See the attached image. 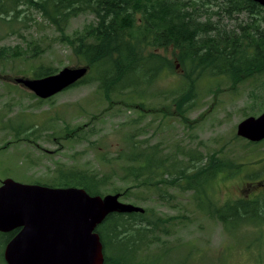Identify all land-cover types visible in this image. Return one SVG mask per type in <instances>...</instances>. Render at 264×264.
Returning <instances> with one entry per match:
<instances>
[{
	"label": "trees",
	"instance_id": "trees-1",
	"mask_svg": "<svg viewBox=\"0 0 264 264\" xmlns=\"http://www.w3.org/2000/svg\"><path fill=\"white\" fill-rule=\"evenodd\" d=\"M87 13L94 15V21L83 31L69 36L67 28L71 19ZM38 14L59 33V40L71 48L77 62L89 67L88 73L70 87L94 82L97 91L110 101L120 97L142 104L146 96H156L159 92L156 82L173 72L175 64L155 50L169 46H173L184 69L181 92L173 98L179 115H186L194 106L201 80L241 81L252 75H264V7L254 0H0V39L15 34L26 42V46H0V61L19 57L36 59L47 51L41 38L25 37L31 25L40 23L35 16ZM32 70V77L57 71L44 62ZM32 97L36 96L32 94ZM260 110L255 109L253 114ZM24 118L10 127L17 139L31 141L25 130L37 125L31 120L26 124L28 118ZM137 124H120V127H137ZM66 129L74 131L69 126ZM135 133L126 132L124 145L117 148L113 158L103 155L104 165H101H110L109 170L91 172L57 166L53 182L36 183L78 186L91 195L118 192L124 199L135 202H146L153 195L167 201L171 195L168 190L172 188L192 190L197 207L211 208L210 212L218 216L231 235L246 225L264 224V193L255 199L238 198L219 206L214 198L207 196L219 173L228 170L224 159L190 154L181 146L174 153L166 152L159 143L137 139ZM74 134L82 138L80 133ZM115 177L126 186L108 190L106 187ZM144 209V212L110 213L97 227L103 243L104 264H162L164 252L156 257L155 263L137 262L133 258L155 238L159 239L157 236L149 239L150 233L167 229L172 220ZM10 237L0 236L3 247Z\"/></svg>",
	"mask_w": 264,
	"mask_h": 264
},
{
	"label": "rangeland",
	"instance_id": "rangeland-1",
	"mask_svg": "<svg viewBox=\"0 0 264 264\" xmlns=\"http://www.w3.org/2000/svg\"><path fill=\"white\" fill-rule=\"evenodd\" d=\"M35 16L40 23L31 25L25 37L41 38L47 51L36 59L0 61V185L8 177L22 183H51L57 175V166L107 171L111 167L103 166V155L113 158L117 148L123 147L126 132L131 131L136 132L137 139L159 143L166 152L174 153L181 146L190 154L224 159L228 170L219 173L207 193L215 199L216 206L238 198L255 199L264 193V140L251 142L237 135V126L243 119L264 111V75H252L241 81L201 80L194 106L186 115H179L173 98L181 92L184 69L173 46H169L155 51L175 64L174 71L156 82L159 92L146 96L142 104L120 97L107 100L94 82L70 87L40 102L15 79L32 77V69L40 62L56 68L55 73L66 66L82 64L77 62L71 48L59 40V33L42 21L39 14ZM93 21V14H81L71 19L67 34L73 36ZM23 41L22 37L10 34L0 39V46H26ZM257 108L261 110L253 114ZM25 116L26 124L31 120L37 125L25 130L31 141L17 139L10 127L25 120ZM133 122H138V126L120 127ZM68 126L74 131H67ZM113 165L117 167L114 161ZM121 185L126 183L115 177L106 188ZM168 193L171 195L167 201L156 195L146 202L120 198L149 208L156 216L172 219L167 229L148 235L149 239L155 236L159 239L137 252L133 256L135 261L155 263L156 257L164 252L162 264H264V224L246 225L231 235L218 216L210 212L211 208L197 207L192 190L172 188ZM2 250L0 243V264H5Z\"/></svg>",
	"mask_w": 264,
	"mask_h": 264
},
{
	"label": "water",
	"instance_id": "water-1",
	"mask_svg": "<svg viewBox=\"0 0 264 264\" xmlns=\"http://www.w3.org/2000/svg\"><path fill=\"white\" fill-rule=\"evenodd\" d=\"M264 7V0H254ZM89 67H64L42 77H17L38 98H50L79 80ZM237 135L264 140V111L243 119ZM120 193L91 195L78 186L22 183L10 177L0 185V231L20 228L4 251L7 264H104L96 230L113 212H144L142 206L120 200Z\"/></svg>",
	"mask_w": 264,
	"mask_h": 264
},
{
	"label": "flooded vegetation",
	"instance_id": "flooded-vegetation-1",
	"mask_svg": "<svg viewBox=\"0 0 264 264\" xmlns=\"http://www.w3.org/2000/svg\"><path fill=\"white\" fill-rule=\"evenodd\" d=\"M262 185L264 186V182L262 183ZM263 192H264V190H263ZM19 230H20V228H15V229L7 231V232L0 231V233H3V234H0V236H11L10 239L4 244V247L2 250L3 261L5 262V264H7V262L4 258L5 247L8 244V242L18 233Z\"/></svg>",
	"mask_w": 264,
	"mask_h": 264
}]
</instances>
